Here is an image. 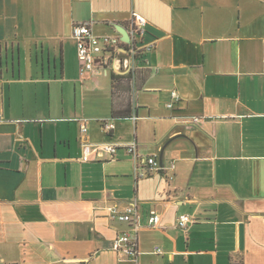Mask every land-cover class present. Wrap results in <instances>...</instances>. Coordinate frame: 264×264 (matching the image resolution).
I'll return each instance as SVG.
<instances>
[{
	"label": "crops",
	"instance_id": "crops-1",
	"mask_svg": "<svg viewBox=\"0 0 264 264\" xmlns=\"http://www.w3.org/2000/svg\"><path fill=\"white\" fill-rule=\"evenodd\" d=\"M133 11L154 50L114 92L72 27L116 34ZM83 124L166 168L138 177L123 147L82 161ZM130 204L134 256L113 247ZM0 264H264V0H0Z\"/></svg>",
	"mask_w": 264,
	"mask_h": 264
},
{
	"label": "built area",
	"instance_id": "built-area-1",
	"mask_svg": "<svg viewBox=\"0 0 264 264\" xmlns=\"http://www.w3.org/2000/svg\"><path fill=\"white\" fill-rule=\"evenodd\" d=\"M124 27L127 30L128 40L124 39L117 28L116 34L97 35L89 21L73 24L72 36L76 41L81 72L100 70L105 74L130 75L132 81L136 79L137 73L145 68L148 55L154 50V43L145 40L148 34V21L143 14L133 11ZM171 94L172 100L168 103L169 107H173L174 101L178 99L175 90ZM200 119L196 116L193 121L197 122ZM103 126L107 131H111L114 128V123L106 122ZM81 130L83 136L81 160L84 162L103 159L106 154L113 156L123 147L136 158L138 177L144 178L166 168L158 155L140 156L135 142L124 145L93 144L86 139L88 132L86 124L81 126ZM174 167L175 164L172 163V168ZM116 218L121 222L128 223L130 228L117 235L113 244L114 249L129 255H137L139 216L136 205H128L125 210L116 214ZM160 221L161 216L157 213H153L149 217L151 226H157ZM192 222L193 218L188 214H180L177 217V225L180 228H187Z\"/></svg>",
	"mask_w": 264,
	"mask_h": 264
},
{
	"label": "trees",
	"instance_id": "trees-1",
	"mask_svg": "<svg viewBox=\"0 0 264 264\" xmlns=\"http://www.w3.org/2000/svg\"><path fill=\"white\" fill-rule=\"evenodd\" d=\"M141 73H142V70L137 73L136 79L138 78V76ZM131 81H132V79H131L130 75L113 74L112 75V83H113L114 92L118 91L120 89H125V90L128 89ZM112 114L114 116H117V117H128V116H131V114H132V108L130 105H128L124 110L119 111L114 106L113 110H112Z\"/></svg>",
	"mask_w": 264,
	"mask_h": 264
},
{
	"label": "water",
	"instance_id": "water-1",
	"mask_svg": "<svg viewBox=\"0 0 264 264\" xmlns=\"http://www.w3.org/2000/svg\"><path fill=\"white\" fill-rule=\"evenodd\" d=\"M116 28H117V30H118L120 33H122V35L124 36V39H125V40H128V35H127V30H126V28H125L123 25H120V24H118V25L116 26Z\"/></svg>",
	"mask_w": 264,
	"mask_h": 264
}]
</instances>
